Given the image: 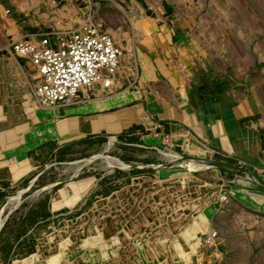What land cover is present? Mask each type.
<instances>
[{
	"label": "rangeland",
	"instance_id": "obj_1",
	"mask_svg": "<svg viewBox=\"0 0 264 264\" xmlns=\"http://www.w3.org/2000/svg\"><path fill=\"white\" fill-rule=\"evenodd\" d=\"M85 24L122 57L75 99L119 95L127 127L36 150L0 264H264V0H0V47Z\"/></svg>",
	"mask_w": 264,
	"mask_h": 264
},
{
	"label": "crops",
	"instance_id": "obj_2",
	"mask_svg": "<svg viewBox=\"0 0 264 264\" xmlns=\"http://www.w3.org/2000/svg\"><path fill=\"white\" fill-rule=\"evenodd\" d=\"M24 39L28 38L12 37L10 43L0 47V204L12 185L33 174L36 150L42 146L118 132L128 123V117L116 105L120 103L117 94L82 93L71 103L52 108L36 106L32 96L26 95L27 74L34 67L28 59L12 52L13 44ZM211 142L225 149H237L230 142ZM189 149L199 151L197 145H190Z\"/></svg>",
	"mask_w": 264,
	"mask_h": 264
},
{
	"label": "built area",
	"instance_id": "obj_3",
	"mask_svg": "<svg viewBox=\"0 0 264 264\" xmlns=\"http://www.w3.org/2000/svg\"><path fill=\"white\" fill-rule=\"evenodd\" d=\"M12 52L28 59L39 74L35 98L47 107L72 101L84 89L113 87L122 56L114 38L92 24L70 34L18 41Z\"/></svg>",
	"mask_w": 264,
	"mask_h": 264
},
{
	"label": "bare ground",
	"instance_id": "obj_4",
	"mask_svg": "<svg viewBox=\"0 0 264 264\" xmlns=\"http://www.w3.org/2000/svg\"><path fill=\"white\" fill-rule=\"evenodd\" d=\"M121 57H122V56H121ZM98 87H102V86H98ZM41 107H45V106H41ZM120 165H121V164H120ZM120 165H119V166H120ZM182 252H183V251H182ZM188 254H189V253H188ZM180 259H181V258H180ZM178 261H179V260H178ZM192 262H193V261H192Z\"/></svg>",
	"mask_w": 264,
	"mask_h": 264
}]
</instances>
